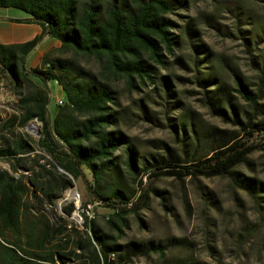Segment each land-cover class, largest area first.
I'll return each instance as SVG.
<instances>
[{"label":"trees","instance_id":"16d2710c","mask_svg":"<svg viewBox=\"0 0 264 264\" xmlns=\"http://www.w3.org/2000/svg\"><path fill=\"white\" fill-rule=\"evenodd\" d=\"M183 3L0 0V9L26 15L16 22L42 30L27 42L0 44V81L15 96L11 112L0 119V164L7 166H0V264H132L150 255L163 258L185 240L123 244L115 239L127 227L126 218L145 208L152 182L162 177L227 179L253 201L264 229V183L237 169L254 151L264 152L263 143L247 145L240 138L264 140V66L258 65L260 75L254 85L222 62L219 69L224 72L227 66L232 80L227 82L212 66L210 51L194 43L199 31L193 19L187 21L183 33L194 51L193 82L202 92L200 101L213 117L235 129L205 126L190 115H181L175 124L181 132L180 148L161 142L159 152L142 156L119 127L127 119L128 108L119 109L116 82L123 80L130 91L138 83L154 84L158 79L165 97H172L170 77L156 75L157 67L165 68L167 63L164 53L173 55L179 45L166 15ZM44 36L57 40L60 47L43 55L38 67L28 69L27 57ZM69 53L72 56H66ZM77 57L95 60L98 69L81 66ZM173 63L188 69L183 56H176ZM53 81L62 90L64 104H55L51 118L47 86ZM237 99L246 103L247 110H240ZM32 121L40 124L36 143L23 131ZM144 176L149 183L136 197L135 183ZM75 182L83 189L84 208L92 204L110 211L105 218L116 237L85 215L81 228L70 221L71 202L63 205L62 212L57 210L56 203ZM199 191L206 201L217 203L211 192ZM240 230L245 234L248 229Z\"/></svg>","mask_w":264,"mask_h":264},{"label":"rangeland","instance_id":"374dc122","mask_svg":"<svg viewBox=\"0 0 264 264\" xmlns=\"http://www.w3.org/2000/svg\"><path fill=\"white\" fill-rule=\"evenodd\" d=\"M181 1L184 3L180 8L174 10L173 14L166 15L173 23L170 31L179 38V45L174 48L173 55L164 53L167 63L165 68L157 67L156 75L157 78L170 77L172 97H165L158 79L154 80V84L138 83L137 88L130 91L123 80L113 85L118 93L119 109L128 108L127 119L119 127L142 156L159 152L157 147L161 142L176 149L180 148L181 132L175 124L181 115H190L205 126L235 129L231 123H224L213 117L200 101L202 92L193 82L196 69L191 59L194 51L183 33L187 21L193 19L199 31L194 43L210 51L212 66L218 68L227 82L231 83L232 80L227 66L224 72L219 69L222 62L237 69L246 82L254 85L260 75L258 65L264 66V0ZM0 11L26 16L11 8ZM176 56L185 58L188 69L173 63ZM77 62L93 71L98 69V64L93 59L77 57ZM252 89L256 87L252 86ZM14 101L15 96L9 87L4 81H0V119L11 112ZM237 103L240 110H247L244 101L237 99ZM54 111L55 105L50 110L51 118ZM33 122L35 125L30 129L25 127L23 131L36 143L40 124L37 121L30 123ZM240 138L247 145L258 142L264 145L260 136L255 139L241 135ZM0 166L7 168L3 163ZM237 169L264 183V152L254 151ZM148 183L147 176L135 183L134 187L138 189L136 197L139 190ZM200 188L211 192L217 203L206 201L199 191ZM68 191L72 193V197L67 195ZM261 196L264 197V192ZM84 199L83 189L75 182L56 203L57 210L62 212L63 205L71 202L74 209L70 221L81 228L84 222L82 215H85L116 237V231L110 229L105 218L110 211L94 208L92 204H87L84 208ZM145 203V208L138 214H131L126 218L127 227L122 229L121 238H115L118 243L148 239L166 241L170 238H181L185 242L180 248L168 250L163 258L150 255L148 258L135 259L132 264H172L183 260H197L209 264H264V229L263 223L259 222L261 217L257 207L245 192L232 187L227 179L187 177L177 180L173 177H162L152 182ZM76 205L79 206L77 211ZM262 205L264 206V201ZM241 227L248 229L245 234V230H240Z\"/></svg>","mask_w":264,"mask_h":264},{"label":"crops","instance_id":"0c3cea01","mask_svg":"<svg viewBox=\"0 0 264 264\" xmlns=\"http://www.w3.org/2000/svg\"><path fill=\"white\" fill-rule=\"evenodd\" d=\"M1 10V9H0ZM26 16H21L15 13H3L0 11V44L9 45L27 42L37 35L41 34V28L35 24H28L24 22H16V20L25 19ZM60 43L49 37L44 36L36 48L28 55L26 67L28 69L38 67L43 55L50 51L57 50ZM50 90V104L48 111L55 105L56 98L63 97L60 87H56L51 82L47 86Z\"/></svg>","mask_w":264,"mask_h":264},{"label":"water","instance_id":"95a60500","mask_svg":"<svg viewBox=\"0 0 264 264\" xmlns=\"http://www.w3.org/2000/svg\"><path fill=\"white\" fill-rule=\"evenodd\" d=\"M33 124L35 125V122L28 124V125L26 126V129H28V127L32 126ZM39 135H40V132L38 131V132H37V136L39 137ZM59 171H60V172H64V171L61 170V169H59ZM73 189H74L75 192H76V188L74 187ZM76 194H77V192H76ZM78 204H79V206H80L79 199H78ZM79 206H77V205L75 206V207H76V210H75V211L78 210ZM75 211H74V212H75ZM77 214H79V213H77ZM79 216H80V215H79ZM79 216H78V218H79ZM79 219H80V218H79ZM80 221H81V220H80ZM80 224H81V223H80Z\"/></svg>","mask_w":264,"mask_h":264},{"label":"built area","instance_id":"2783aa9c","mask_svg":"<svg viewBox=\"0 0 264 264\" xmlns=\"http://www.w3.org/2000/svg\"><path fill=\"white\" fill-rule=\"evenodd\" d=\"M52 84H54L56 86V81L51 82ZM57 87V86H56ZM56 105H63L64 104V97H59L56 98Z\"/></svg>","mask_w":264,"mask_h":264},{"label":"bare ground","instance_id":"6f19581e","mask_svg":"<svg viewBox=\"0 0 264 264\" xmlns=\"http://www.w3.org/2000/svg\"><path fill=\"white\" fill-rule=\"evenodd\" d=\"M34 125V124H33ZM32 125V126H33ZM67 195L69 196V197H72V193L70 192V191H68V193H67ZM79 216V215H78ZM80 218V217H79ZM80 220H81V218H80ZM80 220H78L79 221V223H81V221Z\"/></svg>","mask_w":264,"mask_h":264}]
</instances>
